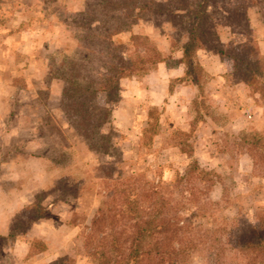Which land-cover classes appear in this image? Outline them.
<instances>
[{"label":"rangeland","instance_id":"1","mask_svg":"<svg viewBox=\"0 0 264 264\" xmlns=\"http://www.w3.org/2000/svg\"><path fill=\"white\" fill-rule=\"evenodd\" d=\"M97 1L0 0V264H63L62 258H70L65 264H99L84 241L109 190L130 179L137 191L149 192L177 183L181 175L189 181L182 183L183 194L170 197L167 214L178 221L182 239L196 244L187 264H211L199 249L204 229L236 219L257 225L264 210V165L256 166L237 139L242 132L264 134V99L257 101L234 74L230 55L218 58L201 48L195 60L214 74L203 98L197 86L177 87L175 101L158 97L152 103L140 85L130 84L143 76L126 77L125 87L134 88L122 93L129 109H114L120 90L110 101L104 92L97 98L111 112L121 159L90 149L61 108L59 66L92 41L83 34L97 31L95 20L80 12L92 16L88 7ZM162 1L167 7L175 3ZM165 16L162 10L149 13L112 40L131 48L132 33L145 35L162 70L164 64L175 67L188 33ZM249 18L264 54V0L250 7ZM219 32L223 42L245 38L225 26ZM195 162L211 171L210 180L199 181V171L190 168ZM39 193L45 212L40 217L33 205Z\"/></svg>","mask_w":264,"mask_h":264},{"label":"trees","instance_id":"2","mask_svg":"<svg viewBox=\"0 0 264 264\" xmlns=\"http://www.w3.org/2000/svg\"><path fill=\"white\" fill-rule=\"evenodd\" d=\"M256 1L174 0V6L170 7L162 0H98L91 3L88 8L93 12L92 16L87 15L88 10L80 14L89 17L88 22L95 20L93 29L97 31L83 34L84 39L92 41L84 42L78 57H65L59 66L64 81L60 105L65 116L82 134L90 149L121 159L122 151L115 141V128L110 122L111 112L98 104V94L104 92L106 100L110 101L112 94L120 90L123 77L143 75L161 58L152 53L145 35L132 33L131 48L115 43L112 38L121 31L130 30L149 13L160 10L165 11L166 19L179 20L188 33L181 56L185 73L175 82H193L199 88V98L204 97L209 76L195 60V54L198 49L205 48L220 56L230 55L234 60V74L243 80L257 101L264 99V54L253 35L249 18V9ZM185 17L187 20L183 21ZM219 26L229 28L232 35H244L245 38L223 42ZM237 139L256 166L264 165L263 133L242 132ZM190 168L199 171L200 182L211 179V171L198 168L196 162ZM185 180L189 181V175H181L177 183L163 188L152 186L149 192L137 191L130 179L115 184L92 220L91 231L84 241L87 252L99 264H187L196 244L191 239H182L178 221L170 218L166 210L171 206L170 197L174 193H184L182 183ZM42 195L37 194L33 202L40 207L38 217L45 215ZM204 230L199 235V249L211 264H264V210L258 215L257 225L244 226L242 220L236 219L230 224ZM66 259L69 262L70 258H62L59 263L65 264Z\"/></svg>","mask_w":264,"mask_h":264},{"label":"crops","instance_id":"3","mask_svg":"<svg viewBox=\"0 0 264 264\" xmlns=\"http://www.w3.org/2000/svg\"><path fill=\"white\" fill-rule=\"evenodd\" d=\"M199 54H200V52H199ZM212 55H216L218 58H220L219 54L213 53ZM181 56H182V52L178 56V62L175 65V67H166V64H164L165 69L162 70V68L160 67V64L162 62L160 61L156 64V66L153 69H151L147 73L141 75V76H143L142 79H139V78H138V80L132 79L130 84L133 85V83L135 82L138 85H140V87H138V88L141 89V93L147 94V95L146 94H142V95H146L148 98L150 97V101L152 103H156L153 100H154V98L156 99L158 97L159 98L162 97V99L167 98V100L172 97V100L175 101V99H177V98L175 97V94L173 92L175 91V89L177 87H180V88L186 87L187 89L188 88L193 89L197 86L191 81H185L184 80L182 82H178L177 85L173 89L171 88V82L173 80H175L176 78L182 77L185 73V64L183 62H181ZM202 66L206 70L209 78L210 77L212 78L214 76V74H212L213 72L209 68H206L204 66V64H202ZM131 77H137V76H131ZM125 78L126 77H123L120 80V91L119 92L121 93V95L119 96V101L115 104V107H114L116 112H118V110L124 109V108L129 109V106L124 101V97H122L123 96L122 93L126 92V91L128 94L131 92L133 93L134 88L131 85H129L128 86L130 88V91H129V88L125 87V82H124ZM179 100H180V98H179ZM124 104H125V106L127 105V107H123Z\"/></svg>","mask_w":264,"mask_h":264}]
</instances>
